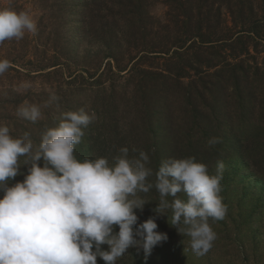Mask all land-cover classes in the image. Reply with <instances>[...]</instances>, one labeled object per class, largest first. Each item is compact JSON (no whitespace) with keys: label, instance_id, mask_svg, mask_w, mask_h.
<instances>
[{"label":"trees","instance_id":"16d2710c","mask_svg":"<svg viewBox=\"0 0 264 264\" xmlns=\"http://www.w3.org/2000/svg\"><path fill=\"white\" fill-rule=\"evenodd\" d=\"M153 1L39 0L43 17L37 35L0 44V60L40 70L65 64L100 66L92 61L97 53L75 46L77 35L81 43L99 47L105 68H117L119 74L127 70L137 80L129 124L142 129L147 118L152 141L145 152L154 173L167 158L191 156L216 164L226 157L222 151L236 150L245 167L263 175L254 177L259 184L264 179V0H157L169 7L165 21L150 13ZM223 9L230 21L222 19ZM104 74L99 73L97 82ZM230 86L233 96L227 93ZM112 89L113 95L93 105L98 118L83 129L75 145L78 159H95L104 147L113 146L122 103L114 101ZM212 137H219L220 143L209 146ZM149 179L154 182L155 175Z\"/></svg>","mask_w":264,"mask_h":264},{"label":"clouds","instance_id":"9594fccd","mask_svg":"<svg viewBox=\"0 0 264 264\" xmlns=\"http://www.w3.org/2000/svg\"><path fill=\"white\" fill-rule=\"evenodd\" d=\"M37 31L29 11L0 7V44ZM9 68L8 60H0V75ZM31 87L22 81L15 90ZM58 100L52 93L43 105L23 103L16 115L35 123L43 116L42 107ZM61 115L57 126L42 133L39 144L29 133L14 137L0 124V264H97L98 257L104 264H116L131 247L142 248L147 259L155 246L168 240L166 232L157 230L156 218L139 222L137 215L149 202L139 193L153 187L159 193L153 211H171V226L189 238L196 256L210 251L217 234L209 220L224 219L228 210L221 196L223 160L217 161L215 174L191 156L164 159L154 173L147 152L129 155L127 147L111 162L107 157L81 160L74 154L75 145L96 116L84 109ZM207 143L214 146L220 138ZM20 174L22 181L10 183ZM153 175L154 182L149 179Z\"/></svg>","mask_w":264,"mask_h":264},{"label":"rangeland","instance_id":"374dc122","mask_svg":"<svg viewBox=\"0 0 264 264\" xmlns=\"http://www.w3.org/2000/svg\"><path fill=\"white\" fill-rule=\"evenodd\" d=\"M38 1L0 0V7H19V10L29 11L36 20L38 28H41L43 12ZM168 10L169 7L166 4L157 0H154L149 6L150 13L162 21L166 20ZM222 12V19L230 21V15L226 9H223ZM76 31V26L71 25V32L75 33ZM43 35L45 39L48 35L47 30ZM25 36L29 38V36L34 37L35 35L26 34ZM75 38V46L90 48L92 54L97 53L92 61L95 65L100 64V66L84 68L82 67L84 66L83 63H80L81 66L79 67L65 64L60 68L41 70L16 65L10 66L3 75H0V124L8 126L10 134L14 137L23 136L25 132L29 133L34 144H39L42 133L49 127L57 126L62 119L61 114L65 111L84 109L88 114L94 113L98 118V114L93 108L95 101L113 95L112 87H114L116 89V91L114 90L116 92V100L114 101L118 104L122 103L116 112V117L119 118V126L117 133L112 136L114 138L112 148L105 150L104 147L103 150L106 153L100 151L97 156L107 157L111 162L112 157L118 155L122 147L129 149V155H138L140 150L148 151L152 137L149 131L147 133L145 127L147 118L143 120L142 129L133 130L129 124L134 115L128 107H135L132 90L136 88L135 82L137 80H132L130 72L128 73L127 70L119 74L117 68H105L107 60L103 58V53H98L99 47L92 43H81L77 35ZM38 56L43 58L41 54ZM154 61L160 62L159 59ZM102 71L105 74L102 80L97 82L98 75ZM22 81H29L32 84L27 92L15 90ZM125 87H128L126 97L120 99L119 93ZM102 89L105 92L101 93ZM232 92L233 89L230 86L227 93L233 96ZM52 93H55L59 100L50 107H42L43 116L37 122L33 123L16 115L17 107L21 104L43 105ZM138 99L140 103L138 105L144 109L143 99ZM228 110L232 112V115H235L233 112L235 109L229 108ZM138 120L141 121L140 118ZM193 148L192 145L191 149ZM133 149L137 151L133 152ZM223 155L226 157L223 158L225 168L221 181V196L228 210L224 219L209 220L210 226L217 234V239L210 251L203 256H196L189 247V238L178 233L176 228L171 226V211L169 210L167 215H156L153 208L159 203V193L152 190L148 193H139L143 199L149 201L145 204L142 212L136 210L139 222H143L150 216L156 218L157 230L166 232L168 240L155 246L147 259H145L142 248L131 247L116 261V264H264V179L259 184H256L254 179V177L263 175L252 166L245 167L239 161L240 156L236 150L233 152L224 150L221 156ZM212 162L206 163V165L210 174H215L216 164ZM24 172H26V167L22 166L21 173ZM23 178V174H20L10 183L22 181ZM179 197L186 199L183 193ZM116 230L118 231V228ZM102 247L108 248L107 245H102ZM97 264H104V261L98 257Z\"/></svg>","mask_w":264,"mask_h":264}]
</instances>
